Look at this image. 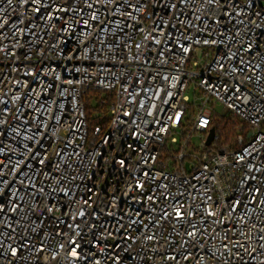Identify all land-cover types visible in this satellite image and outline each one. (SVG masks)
I'll list each match as a JSON object with an SVG mask.
<instances>
[{"label":"built area","instance_id":"built-area-1","mask_svg":"<svg viewBox=\"0 0 264 264\" xmlns=\"http://www.w3.org/2000/svg\"><path fill=\"white\" fill-rule=\"evenodd\" d=\"M0 264H264V0H0Z\"/></svg>","mask_w":264,"mask_h":264},{"label":"trees","instance_id":"trees-1","mask_svg":"<svg viewBox=\"0 0 264 264\" xmlns=\"http://www.w3.org/2000/svg\"><path fill=\"white\" fill-rule=\"evenodd\" d=\"M100 93L96 94L95 99H93L92 104L88 105V113L90 116V121L93 124H106L109 119V107L111 104V98L106 99L105 103L102 104L99 100ZM107 97V96H105ZM103 112V120L100 119L98 113ZM97 115V116H95ZM95 116V117H94ZM243 124L239 119L233 118L232 116L227 115H215L213 119V126L220 135V143L225 144L230 142V140L235 135L237 127ZM244 125V124H243Z\"/></svg>","mask_w":264,"mask_h":264},{"label":"rangeland","instance_id":"rangeland-1","mask_svg":"<svg viewBox=\"0 0 264 264\" xmlns=\"http://www.w3.org/2000/svg\"><path fill=\"white\" fill-rule=\"evenodd\" d=\"M194 92H195V90H194V85L193 84H191V88L189 89V91H188V94L190 95V97H192L193 98V96H194ZM197 94H199V92L197 91ZM215 111H216V113H218L219 115H229V116H231L228 112H227V110H225L224 109V107L223 106H216L215 107ZM192 146H189V147H187V151H188V153H191V154H194L195 152H196V148H199L201 145H202V137L201 136H199V135H194L193 136V138H192ZM187 162H188V160H186V164H187ZM189 164V163H188Z\"/></svg>","mask_w":264,"mask_h":264},{"label":"water","instance_id":"water-1","mask_svg":"<svg viewBox=\"0 0 264 264\" xmlns=\"http://www.w3.org/2000/svg\"><path fill=\"white\" fill-rule=\"evenodd\" d=\"M214 135H215V131L213 130V131L211 132L210 137H209L208 144L211 143V141H212Z\"/></svg>","mask_w":264,"mask_h":264}]
</instances>
